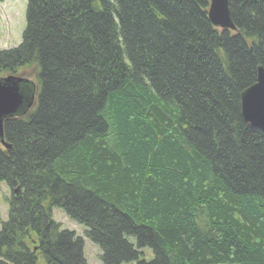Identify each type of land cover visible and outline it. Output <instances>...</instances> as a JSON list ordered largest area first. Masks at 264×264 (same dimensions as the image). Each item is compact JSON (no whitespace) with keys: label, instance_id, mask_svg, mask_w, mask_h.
I'll list each match as a JSON object with an SVG mask.
<instances>
[{"label":"trees","instance_id":"1","mask_svg":"<svg viewBox=\"0 0 264 264\" xmlns=\"http://www.w3.org/2000/svg\"><path fill=\"white\" fill-rule=\"evenodd\" d=\"M26 0L0 77L35 96L3 123L0 264H264V136L240 93L264 69V0Z\"/></svg>","mask_w":264,"mask_h":264},{"label":"water","instance_id":"2","mask_svg":"<svg viewBox=\"0 0 264 264\" xmlns=\"http://www.w3.org/2000/svg\"><path fill=\"white\" fill-rule=\"evenodd\" d=\"M209 22L219 29H235L228 9V0H209ZM35 84L18 75L0 77V140L5 120L24 113L33 103ZM240 111L243 120L257 128L264 136V69L257 67L255 83L240 93Z\"/></svg>","mask_w":264,"mask_h":264},{"label":"rangeland","instance_id":"3","mask_svg":"<svg viewBox=\"0 0 264 264\" xmlns=\"http://www.w3.org/2000/svg\"><path fill=\"white\" fill-rule=\"evenodd\" d=\"M26 0H0V50H7L18 46L25 27ZM9 190L4 182H0V222L7 217V199ZM52 219L63 228L73 230L83 237V254L88 264H101L99 250L83 236L84 227L69 220L59 208H52Z\"/></svg>","mask_w":264,"mask_h":264}]
</instances>
